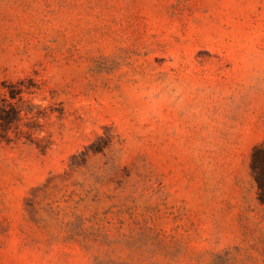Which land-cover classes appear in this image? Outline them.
Segmentation results:
<instances>
[{"label":"rangeland","instance_id":"rangeland-1","mask_svg":"<svg viewBox=\"0 0 264 264\" xmlns=\"http://www.w3.org/2000/svg\"><path fill=\"white\" fill-rule=\"evenodd\" d=\"M262 141L264 0H0V264H264Z\"/></svg>","mask_w":264,"mask_h":264},{"label":"trees","instance_id":"trees-1","mask_svg":"<svg viewBox=\"0 0 264 264\" xmlns=\"http://www.w3.org/2000/svg\"><path fill=\"white\" fill-rule=\"evenodd\" d=\"M7 91L8 96L13 98L15 94L9 86ZM2 111L5 114L1 118L4 124L11 122L18 115V111L12 104H8V108ZM250 169L256 183L258 197L261 202H264V141L253 146L250 155Z\"/></svg>","mask_w":264,"mask_h":264}]
</instances>
